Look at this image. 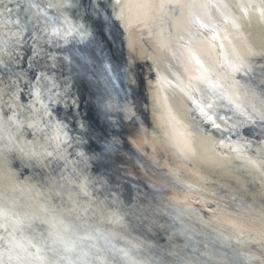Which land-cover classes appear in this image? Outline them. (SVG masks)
I'll list each match as a JSON object with an SVG mask.
<instances>
[{"label": "bare ground", "instance_id": "6f19581e", "mask_svg": "<svg viewBox=\"0 0 264 264\" xmlns=\"http://www.w3.org/2000/svg\"><path fill=\"white\" fill-rule=\"evenodd\" d=\"M49 2L0 0V264H264V178L212 142L244 136L255 156L264 121L221 133L201 116L184 89L203 85L177 51L185 18L170 7L163 24L128 26L111 16V0ZM258 6L231 30L246 62L234 74L243 105L264 100ZM201 55L211 62L219 50ZM30 64L56 85L43 120L64 126L59 149L18 106L35 103ZM216 103L238 119L228 100ZM40 144L53 157L33 156Z\"/></svg>", "mask_w": 264, "mask_h": 264}, {"label": "snow or ice", "instance_id": "6c2138e0", "mask_svg": "<svg viewBox=\"0 0 264 264\" xmlns=\"http://www.w3.org/2000/svg\"><path fill=\"white\" fill-rule=\"evenodd\" d=\"M259 4H264V0H258ZM64 3V0H50L48 7L58 8ZM111 3L118 6L112 9L111 16L119 21H123L125 25L131 26L133 24H143L145 27L149 23L163 24L168 18L166 9L174 7L175 10L182 15L186 24L182 25V32L177 39L180 56L183 57L186 64L192 70V81L203 85V88L189 84L187 89H184L188 99L196 106L201 116L209 122L210 126L221 133L237 132L242 125L253 124L256 120L264 121V100L259 105L249 103L247 105L239 104L233 98L238 95L235 83L234 74L242 72L246 68L245 57L240 54L236 46L231 40V30L239 31L245 21H249V8L252 7L257 0H111ZM32 8H36L39 14L44 15L48 23L55 24L60 22V17L47 16V13L39 9L36 3L31 4ZM135 10L133 12L132 10ZM215 13V16L213 15ZM257 13L260 21L264 23V8L257 7ZM219 20V23L217 22ZM6 23L8 21H5ZM250 22V21H249ZM19 24V21H15ZM63 26L66 32L70 33L67 27V21H63ZM53 34L59 35L60 29L51 28ZM225 44L230 49L225 52ZM219 50V57L213 61L205 59L201 52L205 49ZM34 56H38L39 52L34 50ZM29 67L33 69L32 80L37 83L33 84L29 80L25 85L29 88L28 95L34 98L35 103H39L40 108L35 107V103L29 105H18L21 108L28 107L33 111L35 123H28V128H34L36 132L45 133L46 143L51 141L55 144L56 149H59L61 143H66L63 135V125L53 124L51 121L43 120V117L49 115V106L44 103L47 100L51 103H56L58 93L53 89L56 85L52 82V78L45 71L36 73L37 65L30 64ZM22 76L18 75V79ZM43 83L46 89L43 99H41V92L39 85ZM231 92V95L229 93ZM194 93H202L195 95ZM228 100L232 105L234 114L238 117L233 120L231 116L218 115L216 112L217 101ZM39 112V116L36 113ZM14 124L12 117L8 118ZM219 121V122H218ZM24 123H27L26 121ZM43 123V127H41ZM51 133V134H49ZM215 144L230 147L231 152L237 159L245 161L253 169L260 172L264 178V142L256 149L255 156H249L246 149L251 145V141L244 136H240L235 142L229 145L224 144V139L212 141ZM189 152L194 150L189 146ZM33 156L39 158L53 157V152H49L43 145H39V150L32 153ZM60 153H56L59 158ZM81 192L85 195L86 185H81Z\"/></svg>", "mask_w": 264, "mask_h": 264}, {"label": "water", "instance_id": "95a60500", "mask_svg": "<svg viewBox=\"0 0 264 264\" xmlns=\"http://www.w3.org/2000/svg\"><path fill=\"white\" fill-rule=\"evenodd\" d=\"M235 135V134H234Z\"/></svg>", "mask_w": 264, "mask_h": 264}]
</instances>
